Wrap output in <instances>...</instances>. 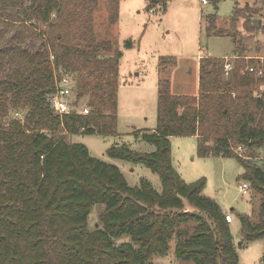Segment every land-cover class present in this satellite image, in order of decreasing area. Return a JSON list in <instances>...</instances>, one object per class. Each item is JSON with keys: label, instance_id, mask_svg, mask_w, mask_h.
I'll list each match as a JSON object with an SVG mask.
<instances>
[{"label": "trees", "instance_id": "1", "mask_svg": "<svg viewBox=\"0 0 264 264\" xmlns=\"http://www.w3.org/2000/svg\"><path fill=\"white\" fill-rule=\"evenodd\" d=\"M159 1L165 6L168 0L150 3ZM119 3L22 0L25 14L47 35V47L33 52L0 40V264H155L153 257L172 247L181 264H239L227 213L203 194L205 178H182L173 164L171 137L196 136L200 156L242 163L249 191L261 198L256 221L241 215L242 233L246 240L264 238V91L251 95L264 77L249 72L245 58L237 57L226 77L224 61L202 57L195 95L174 94L169 81L161 80L157 127L143 134L156 149L108 150L158 172L162 191L147 179L130 186L118 166L65 138L117 132L122 53L114 41L98 38L96 20L105 14L115 25ZM56 74L75 77L77 101L88 99V113L59 115L51 108ZM19 109H26L30 132L12 115ZM231 139L247 148V157L234 151ZM95 204L103 208L98 225L90 228Z\"/></svg>", "mask_w": 264, "mask_h": 264}, {"label": "rangeland", "instance_id": "2", "mask_svg": "<svg viewBox=\"0 0 264 264\" xmlns=\"http://www.w3.org/2000/svg\"><path fill=\"white\" fill-rule=\"evenodd\" d=\"M159 2V5H151L150 0H120L119 19L115 25L110 24L108 15L97 18L98 38L114 41L122 53L117 75V132L109 135L66 133L65 138L85 144L92 156L118 166L130 186H138L147 179L162 191L158 172L145 163L111 156L108 150L121 145H128L137 152L156 149L143 134L157 127L160 81H169L174 94H197L203 53L224 61L225 69L226 63L233 66L237 57L246 59V68L256 65L250 60L256 63L264 60V27L259 32L252 28L255 17L263 18L264 25V0H208V3L168 0L165 6ZM21 3L22 0H6L1 5L6 10L0 13L3 19L0 21L1 44L13 41L29 51L44 50L48 44L47 35L29 19ZM151 7L155 10L151 11ZM107 9L105 7L104 11ZM251 14L257 15L252 18ZM128 41L132 42L131 46ZM229 71L226 69V77ZM254 87L251 95L263 94L264 82L257 80ZM75 96L74 92L72 97ZM87 101V98L79 101L77 112L89 111ZM13 111L17 113L14 112L13 117L27 127L26 109ZM26 129L31 131L29 127ZM231 142L235 152L247 157V148L234 139ZM171 149L173 164L182 178L189 183L205 178L203 194L215 199L232 215L230 227L239 264H260L264 256V238L246 240L241 215L256 221L261 198L254 197L252 190L248 193L241 190L245 182L242 163L235 157L200 156L197 137L193 136L171 137ZM255 161L260 162V159ZM102 208L101 204L92 207L88 218L90 228L98 225ZM152 260L155 264H181L173 247L169 254L155 255Z\"/></svg>", "mask_w": 264, "mask_h": 264}, {"label": "built area", "instance_id": "3", "mask_svg": "<svg viewBox=\"0 0 264 264\" xmlns=\"http://www.w3.org/2000/svg\"><path fill=\"white\" fill-rule=\"evenodd\" d=\"M203 3H208V0H203ZM154 8H151V11H154ZM207 54H202V57H205ZM201 57V58H202ZM200 58V59H201ZM260 63L261 66L256 68L255 66H249L247 70L249 72L255 73L257 78L264 77V60ZM233 68L230 62L226 63V69L229 71ZM74 80L68 74H56L55 76V90L48 95V101L51 105V108L59 115H67L73 112L78 111L79 101H77L76 96L73 98L74 93ZM88 113V111L86 112ZM85 113V114H86ZM241 190L244 193L249 192V186L247 183L241 185ZM226 219L231 222L233 217L230 213L226 214Z\"/></svg>", "mask_w": 264, "mask_h": 264}, {"label": "water", "instance_id": "4", "mask_svg": "<svg viewBox=\"0 0 264 264\" xmlns=\"http://www.w3.org/2000/svg\"><path fill=\"white\" fill-rule=\"evenodd\" d=\"M253 23H254V26L256 27V31H260L261 30V27L263 26V18H253Z\"/></svg>", "mask_w": 264, "mask_h": 264}, {"label": "crops", "instance_id": "5", "mask_svg": "<svg viewBox=\"0 0 264 264\" xmlns=\"http://www.w3.org/2000/svg\"><path fill=\"white\" fill-rule=\"evenodd\" d=\"M172 137H174V136H172ZM193 137H196V136H193ZM231 222H233V220Z\"/></svg>", "mask_w": 264, "mask_h": 264}]
</instances>
